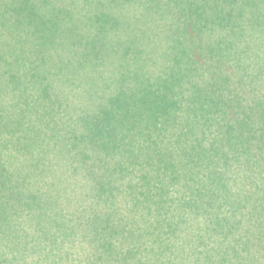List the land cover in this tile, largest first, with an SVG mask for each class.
<instances>
[{
  "label": "trees",
  "instance_id": "1",
  "mask_svg": "<svg viewBox=\"0 0 264 264\" xmlns=\"http://www.w3.org/2000/svg\"><path fill=\"white\" fill-rule=\"evenodd\" d=\"M259 4L258 0H5L0 24V100L5 103V111L0 107L3 264L27 263L26 255L34 247L42 259H49L45 237L73 233L79 210L90 228L87 235L95 240L92 245L99 249L98 260L104 261L100 264H131L138 255L145 256L139 264L154 258V263L169 264L168 253L179 249L185 253V248L166 242L165 235L177 233L185 220L182 207L192 205L189 196V201L174 206L170 189L176 184L187 187L186 176L191 173L200 176L194 183L206 185V178V187L217 194L227 185L229 197L216 195L219 200L212 207L228 203L235 207L234 215L240 211L242 196L252 194L240 191L244 194L238 198L221 163L229 168L231 159L241 157L249 163L255 159L261 168L255 167L256 175L264 186V95L252 96L250 102L242 99L233 73L225 70L230 58L223 51L242 35L238 27L248 14L260 19L264 8ZM172 24L177 46L173 36L169 48L157 45V37L163 42L161 33L170 31ZM212 25L229 29L219 40L225 49L209 38L206 29ZM155 49H165V57L177 51L181 62L171 70L180 73L182 84L165 76L171 59L164 57L154 80L139 68L141 76L135 79L137 61ZM207 68L211 74L203 75ZM194 70L202 71L204 85L196 89L190 81L192 94L186 96L185 83ZM238 75L240 87L247 86L242 73ZM216 126L220 132L208 140L207 129ZM137 127L155 137L142 145ZM166 141L171 150L160 147L157 154L150 152L152 144ZM179 158L191 168L176 177ZM19 163L25 173L17 171ZM45 171L49 191L41 196L30 188V181L41 184ZM262 192L264 197V187ZM62 193L71 203L68 208L59 200ZM171 205L180 212L171 213ZM34 206L38 212L30 211L29 221L37 225L30 233L24 229L27 221L18 215ZM241 221L237 218L236 223Z\"/></svg>",
  "mask_w": 264,
  "mask_h": 264
},
{
  "label": "rangeland",
  "instance_id": "2",
  "mask_svg": "<svg viewBox=\"0 0 264 264\" xmlns=\"http://www.w3.org/2000/svg\"><path fill=\"white\" fill-rule=\"evenodd\" d=\"M13 1L16 2L17 0ZM64 1L70 2V0ZM87 2L98 3L102 2V0H87ZM258 3H260L259 5L263 6L264 8V0H258ZM4 5L5 0H0V24L5 19ZM248 15L245 19H243L240 26L238 27L239 30H242V35L238 36V40H233L231 42L232 46H230L228 49H225L221 42H219V40L222 38V36L227 34L229 29H226L220 25L217 27L212 25V27L214 28L209 27L208 29H206V32L210 39H212L214 42L218 43L219 46H222L225 49H223L224 54L230 58L227 62V65L225 66V70L233 73V82L235 86H237L238 92H240V96L242 97V99L244 101L250 102V100L252 101V96L259 97V95H264V13L260 17V19H251V17ZM174 32L172 24L170 27V31L167 30L165 31V33H161V35H165L163 42L160 38L157 37V45L166 44L165 48H169L171 45L170 38L173 36V44L177 46V42H174V40L176 39V35H173ZM175 34H177V32H175ZM163 50L165 49H155L154 51L143 55V58L140 56V58L142 59H139L137 61V67H134V71H132L139 72L135 79L141 76L139 69H142L144 70L141 71L142 73L145 74V72H148L154 80V77L157 76L159 72L157 68L162 64V60L160 57L171 59H168L165 76L169 77L174 82L180 78L179 72L171 70L173 66H175L176 64L179 65L181 62L180 56L176 51L178 50V47L175 50V53L171 51V53H168L167 57L163 55ZM154 61L155 64H153V66H150L149 64H152ZM237 69H239V71H237ZM201 73L202 71L196 72L194 70L192 79L188 80V83H185V88L187 87L188 89L184 90L183 92H185L184 94L186 96H189L190 93L192 94V87H189L191 85L190 81L194 82L196 85V87L193 88L197 89L203 87L204 84L202 81L205 78ZM208 73L211 74L209 68L205 70V73L203 75H206ZM238 73H242V76L245 79V84L247 86H244V84L241 86L246 87L248 89L247 91H244V89L240 87V81L237 79V76H239ZM131 79L133 80L134 76H132ZM179 84H182L181 79H179ZM3 101V99L0 100V107L2 108H4L3 104L5 106V103ZM3 111H5V108L2 110V112ZM63 111L65 112L64 109ZM212 128L213 131L207 129L208 140H211V138H213V135L215 137L220 132V129L218 130L217 126ZM136 130L139 135L137 137V140L142 145H144V143L146 142L145 140H148V138H151L152 136L155 137L154 133L150 134V132H148V130L144 127H137ZM139 142L136 143L138 148L140 146ZM160 147H162L161 149L171 150V142L166 141V144L164 142L159 143L158 145L152 144L150 148L148 146L150 152H154V154L158 153L157 148ZM256 156L258 157V155ZM186 158L187 160H189V156H186ZM158 160L159 159H157L156 162L154 160V163H157V165L158 163H160L157 162ZM180 160L181 158H179L178 160L179 171L177 172L176 177L183 176L185 171L186 173H188L189 169L191 168L189 166V163L185 164ZM230 161L231 162L229 168L221 163V168L225 173V177L229 182V186L233 188L234 192H239L238 198H240L241 195L244 194V192L247 194H252V197L250 198H247L245 195L242 196L240 200L241 209L236 213V215H234V212L236 211L233 210L235 207L233 208L228 203L221 205V208L211 206L212 202L215 203L216 200H219L218 198H216L217 196L221 195L224 198L229 197L230 191L227 185L224 188H221L218 195L217 192H215L214 190L209 191L208 187H206L208 186L206 178L204 181L206 185L200 182H198L197 184L194 183L193 181H198L200 179V176L198 174L191 173L186 176L187 187L176 184L173 185L170 189L171 202H173L174 206H176L178 202L183 203L184 200L189 201V196H191L192 201L190 202V204L192 205L191 207H189V205H186L184 203L185 205L184 207H182V210H185V220H183V222L181 224L179 223V225L177 226V233H175L176 235L173 234V237H171L170 235L172 233L165 235L166 242L175 244L179 246V248H185V253H181L180 249L179 252L175 251V254L168 253L170 255V258H172V261L169 264H179L181 260L186 264H189L187 263V261H196L200 264H213V262L211 261H214L217 264H264V197L262 196V189L264 186L262 184L263 182L261 180V177L259 175H256L258 174V171H256L255 167L258 168L259 171L261 168L255 162V159H253V163H249L241 157L231 159ZM161 165L163 166L162 163ZM211 165H214V163ZM16 168L18 170H15H17L18 172H26L24 171L26 170V168L22 166L21 163H19ZM262 170L264 173V167ZM42 177L44 178H42L41 184L36 185L35 179L30 181V188L38 190V192L40 191V195L45 196L47 192L44 193V190H48V186L46 185H48L50 177L47 175L46 171L44 175H42ZM179 178L183 179V177ZM42 185L45 186V188ZM240 191L244 192H241L240 194ZM33 193L37 194L36 192ZM72 193L73 192L70 191V196H76V193ZM62 194L63 195L59 198V200L66 208H68L66 205H71V203L66 202L68 196L64 193ZM53 200L54 199H51L49 202L53 203ZM48 207H50V209L52 210L53 204L49 205ZM37 210L38 209H36L35 206L33 208L26 207L25 210H21V214L18 215L20 216L18 218L27 221L25 222L26 225L24 229H27V231H30V233L35 232L37 225L35 222L31 224V222L29 221L31 216L30 211L36 213L38 212ZM173 210L174 207H172L171 205V213H179L181 209L179 208L177 211ZM121 211L125 212L126 214L129 213L127 209H122ZM78 214H82V212H80L79 210L77 212V217L74 216L76 229L75 231H73V233H69L67 237L60 233L61 236L59 235L58 239H53V237L50 235L51 233H49L45 237L46 241H43L45 245L44 247H46L44 252L49 253V259H42L41 253L35 251V248L37 247H34L31 248L33 250L28 251L25 261L27 263L25 264H100L104 262L100 259L98 260L97 251H99V249L97 247L95 248V246L92 245L95 243L93 242L95 241L93 240L94 238L87 235V231L90 228L88 227V224L85 223L86 220L80 219V216ZM217 216H220V218L222 219V221H220L222 222L223 227H221L220 223H218L219 221L217 219L219 218ZM237 218L242 219V221L236 223ZM45 238L43 240H45ZM22 239L23 241H25L24 238ZM32 244L33 242L29 244V247H31ZM5 252L6 250L4 248V245L0 243V264H3L2 260ZM145 255L146 257H149L147 255L150 254ZM95 256L97 257V259L95 258ZM150 256L153 257V255ZM144 258L145 256L140 257L138 255L136 259L133 260L134 262H131V264H139L138 260L141 259L143 261ZM154 259L153 261H151V263L147 264H157L156 262L154 263Z\"/></svg>",
  "mask_w": 264,
  "mask_h": 264
}]
</instances>
